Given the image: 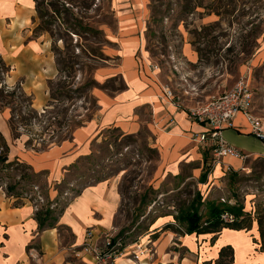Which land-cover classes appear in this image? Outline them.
I'll use <instances>...</instances> for the list:
<instances>
[{
  "label": "rangeland",
  "instance_id": "374dc122",
  "mask_svg": "<svg viewBox=\"0 0 264 264\" xmlns=\"http://www.w3.org/2000/svg\"><path fill=\"white\" fill-rule=\"evenodd\" d=\"M39 2L44 17L38 16L39 27H35L34 37H47L58 70L48 86L47 108L37 110L32 106L39 112V117L25 115L28 120L23 122L21 119L11 121V107L4 110L8 121L0 112L1 132L9 127L15 141L19 139L34 150L47 149L70 138L76 127L97 113L94 91L102 84L96 81V70L106 63L105 52L111 46V40L115 41L108 35L117 32L120 8L116 0ZM51 4H58L62 11L59 17L53 14ZM147 7L141 32L142 52L152 71L160 73L164 93L165 89H171L175 96L172 101L179 108L195 109L244 82L253 94L251 113L264 123V0H149ZM64 20L77 27L66 30L61 23ZM185 41L199 54L197 64H189L183 57L181 51ZM188 42L184 45V53L196 61L197 53ZM1 61L6 65H0V76L5 84L25 92L23 80L9 79L11 71L6 73V69L10 65L2 55ZM103 86L115 90L122 87V82L114 79ZM61 87L68 92L66 97L56 94L57 99L53 100V93L59 92ZM16 97L18 99L20 94ZM149 140L146 130L136 136H125L117 130L106 131L101 141L95 143L92 155L75 165L60 186L64 199L55 214L88 185L115 177L120 181L124 200L116 220L118 229L111 235L125 246L124 254L115 260L117 264H148L157 259L168 263L169 258L157 253L152 241L147 243L155 220L168 213H178L174 214L175 218H181L191 205H196L201 215L207 217L209 205L223 204L222 200L230 206L244 207L246 214L237 220H241L243 226H254L262 251L263 158H249L238 170L223 166L224 173L226 171L223 184L208 193L205 187H200L201 179L191 178L187 168L179 177L168 178L162 185L156 184L154 173L159 154L150 147ZM208 162L209 177L212 163ZM10 184L17 185L15 192L21 194L20 198L48 205L46 176L36 177L30 166L10 154L9 147L8 161L0 165V186L6 189ZM176 222L186 231V222ZM105 244L98 245L103 253L107 251ZM72 264L115 263L112 260L103 263L94 258L85 263L75 258Z\"/></svg>",
  "mask_w": 264,
  "mask_h": 264
},
{
  "label": "crops",
  "instance_id": "0c3cea01",
  "mask_svg": "<svg viewBox=\"0 0 264 264\" xmlns=\"http://www.w3.org/2000/svg\"><path fill=\"white\" fill-rule=\"evenodd\" d=\"M36 1L0 0V55L12 69L9 79L23 80V89L32 97V106L43 110L49 100V83L58 70L47 37H34L39 23ZM116 2L120 7L118 29L107 34L115 41L108 38L112 42L105 52L107 61L96 70V81L102 86L94 91L97 102L94 117L76 127L70 138L43 150L27 148L19 139L15 141L9 127L2 132L10 154L30 166L34 173L46 176L48 205L9 196L0 187V264H72L75 258L88 263L94 257L83 248L87 231L93 230L97 246L105 244L107 235H115L116 220L124 203L120 181L115 177L82 189L65 205L63 212L55 214L54 208L44 226L37 217L39 210L62 198L60 186L71 169L92 155L95 143L108 130H117L125 136H136L143 130L149 133L150 147L159 154L154 173V182L158 185L168 178L179 177L186 168L191 171V178L201 179L208 173L206 167L210 160L212 172L199 184L210 193L223 184L226 173L223 166L238 170L249 158L264 159V139L257 138L247 117L238 113L233 127L225 129L222 136L247 157L241 160L226 156L223 161H215L212 151L199 142L208 126L190 120L187 110L166 97L160 73L152 71L142 52L141 32L149 0ZM187 42L183 44L182 55L189 64H197L199 54L189 42L197 53L196 61L184 53ZM114 79L120 80L122 87L109 90L103 86ZM1 114L8 121L5 111ZM174 214L177 213L157 218L147 236V243L152 241L157 253L168 257L169 262L157 259L148 264H220V252L227 246L234 252V260L228 264H264L254 226L250 230L224 228L217 233L181 234L176 229H166L169 225L179 227Z\"/></svg>",
  "mask_w": 264,
  "mask_h": 264
},
{
  "label": "built area",
  "instance_id": "2783aa9c",
  "mask_svg": "<svg viewBox=\"0 0 264 264\" xmlns=\"http://www.w3.org/2000/svg\"><path fill=\"white\" fill-rule=\"evenodd\" d=\"M165 95L168 99L175 100L171 89H165ZM252 107L253 94L249 85L239 82L230 91L213 97L204 105L188 111L190 120L208 126L209 129L200 136L199 142L205 144L212 151L215 161H223L226 156H234L241 160H245L247 157L229 145L222 136L225 129L233 127V120L238 113H243L247 117L252 127V133L257 138L264 139V123L260 118L252 115ZM230 169L229 167L228 170ZM40 200L43 201L41 198ZM222 201L226 203L225 200ZM221 219L227 223L237 220L234 215L228 213L222 214ZM105 240L107 251L103 253L94 243L93 230L89 229L83 248L98 261L105 263L107 260H112L115 262L124 254L125 246L111 235H107Z\"/></svg>",
  "mask_w": 264,
  "mask_h": 264
},
{
  "label": "trees",
  "instance_id": "16d2710c",
  "mask_svg": "<svg viewBox=\"0 0 264 264\" xmlns=\"http://www.w3.org/2000/svg\"><path fill=\"white\" fill-rule=\"evenodd\" d=\"M41 5L42 4H40L39 0H37L36 1L37 13L40 19H43L44 14L42 12ZM57 5L58 4H51L53 12H54L53 14L59 17L62 14V11L58 8ZM65 21L66 20H64V23L61 22L63 24V27L66 30L72 31L74 29L73 27H75L76 25L75 24L71 25L69 21H66V22ZM0 65L6 66L5 63H3L2 61L0 62ZM10 71L11 69L10 67H8V69H6V73ZM17 93L20 94V97H18V99H15L17 98L16 97ZM67 93L68 92H66V90H64V88L61 87L59 92L53 93L54 95H52L53 96L52 99L53 100L57 99L55 98L56 94L61 97L62 96L66 97ZM8 107H11V111H12L11 121L21 119V121L23 122V121L28 120V118L25 115H31L32 118H38L40 115L39 112L32 107V100L30 99V97H28L25 94V92L21 91V89L10 88L8 85L5 84V82L0 76V112H3ZM24 111H26V113ZM0 149H2V151L0 152V165H2L8 161L9 146L1 131H0ZM42 175L43 173H39V174L35 173L36 177L42 176ZM207 176H208V173L207 172L204 173L201 177V180L205 182ZM30 179L33 180L34 178H30ZM16 188H17V185L10 184L6 188L7 194L9 196L21 197L20 193L15 192ZM62 199H64V197H62L60 200L57 199V201L55 202H51L48 207L46 208L44 207L42 210H39L37 212V217L40 220L41 226H44L46 224V221L49 220L50 215L53 214V211H54L53 209L54 208L57 209L60 206V202ZM63 209L61 210V212H63ZM225 213L234 215L236 219H239L240 217L243 216V214H246V212L244 211V207L242 206H238V205L230 206V204L228 203H225V204L224 203L223 204L211 203L209 205V214L207 215V217H203L201 213L199 212V209L196 208V205H191L190 209L186 213H184V215L181 216V218H175L178 221H183L187 223L186 231H184L183 228L179 229V227L181 226L176 228L173 225L167 226L166 229L173 228V229H176L178 233H181V234H193V233L203 234L206 232H214V233L216 232L217 233V232L222 231V229L224 228H230L234 230H242V229L250 230L251 229V226L250 227L243 226L241 224L242 223L241 220H236L232 223H227L223 221L221 219V216L222 214H225ZM51 218L52 220L54 219L53 217ZM260 224L262 225V222H260ZM260 236L262 238V246H261L262 251L261 252L264 253V231L262 230V228L260 231ZM233 260H234V252H233L232 247L227 246L223 248L220 252V261H219L220 264H228V263L233 262Z\"/></svg>",
  "mask_w": 264,
  "mask_h": 264
},
{
  "label": "bare ground",
  "instance_id": "6f19581e",
  "mask_svg": "<svg viewBox=\"0 0 264 264\" xmlns=\"http://www.w3.org/2000/svg\"><path fill=\"white\" fill-rule=\"evenodd\" d=\"M218 167H221L220 165H218ZM141 257L139 256V259H140Z\"/></svg>",
  "mask_w": 264,
  "mask_h": 264
}]
</instances>
